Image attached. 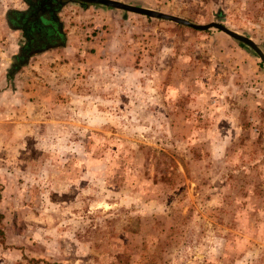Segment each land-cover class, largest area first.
I'll list each match as a JSON object with an SVG mask.
<instances>
[{
    "label": "rangeland",
    "instance_id": "obj_1",
    "mask_svg": "<svg viewBox=\"0 0 264 264\" xmlns=\"http://www.w3.org/2000/svg\"><path fill=\"white\" fill-rule=\"evenodd\" d=\"M264 54V0H117ZM32 54L0 0V264H264V65L209 27L60 0ZM157 167V168H156Z\"/></svg>",
    "mask_w": 264,
    "mask_h": 264
},
{
    "label": "trees",
    "instance_id": "obj_2",
    "mask_svg": "<svg viewBox=\"0 0 264 264\" xmlns=\"http://www.w3.org/2000/svg\"><path fill=\"white\" fill-rule=\"evenodd\" d=\"M25 11L11 10L8 23L22 32L24 42L14 61V70L23 65L34 53L64 44V32L56 16L60 0H25ZM157 168V167H156Z\"/></svg>",
    "mask_w": 264,
    "mask_h": 264
},
{
    "label": "water",
    "instance_id": "obj_3",
    "mask_svg": "<svg viewBox=\"0 0 264 264\" xmlns=\"http://www.w3.org/2000/svg\"><path fill=\"white\" fill-rule=\"evenodd\" d=\"M83 1L95 2V3L105 5V6H109V7H113V8H119V9H122L125 11L137 13V14H142V15H145L148 17L167 19V20H170L172 22H175V23H178L181 25H185V26H189V27L197 29V30H204V29H207L209 27H214V28L224 32L225 34L229 35L230 37L234 38L235 40L248 45L254 52H256V54L258 55V57L260 58V60L262 61L263 65H264V54L259 50V48L254 44V42L250 38H248L244 35H241L235 31L229 30L226 27H224L223 25H221L220 23L208 22L205 24H194V23H191L188 20L181 18L179 16L167 14L164 12H160V11H156V10H152V9H148V8H143L140 6L130 5V4H127V3H124L121 1H117V0H83Z\"/></svg>",
    "mask_w": 264,
    "mask_h": 264
}]
</instances>
